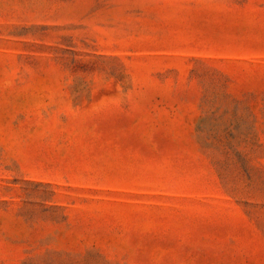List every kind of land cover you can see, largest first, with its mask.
Masks as SVG:
<instances>
[{
    "label": "rangeland",
    "instance_id": "rangeland-1",
    "mask_svg": "<svg viewBox=\"0 0 264 264\" xmlns=\"http://www.w3.org/2000/svg\"><path fill=\"white\" fill-rule=\"evenodd\" d=\"M0 264H264V0H0Z\"/></svg>",
    "mask_w": 264,
    "mask_h": 264
}]
</instances>
